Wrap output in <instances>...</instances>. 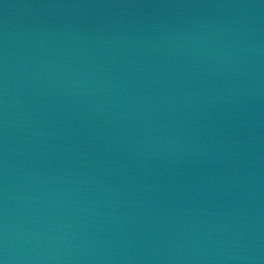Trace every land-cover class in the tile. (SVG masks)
<instances>
[{"label":"water","instance_id":"obj_1","mask_svg":"<svg viewBox=\"0 0 264 264\" xmlns=\"http://www.w3.org/2000/svg\"><path fill=\"white\" fill-rule=\"evenodd\" d=\"M4 264H264V0H0Z\"/></svg>","mask_w":264,"mask_h":264},{"label":"clouds","instance_id":"obj_2","mask_svg":"<svg viewBox=\"0 0 264 264\" xmlns=\"http://www.w3.org/2000/svg\"><path fill=\"white\" fill-rule=\"evenodd\" d=\"M0 264H4V262L2 260H0Z\"/></svg>","mask_w":264,"mask_h":264}]
</instances>
